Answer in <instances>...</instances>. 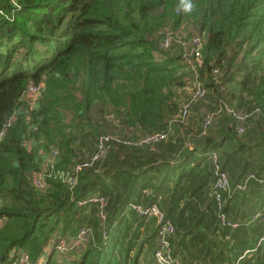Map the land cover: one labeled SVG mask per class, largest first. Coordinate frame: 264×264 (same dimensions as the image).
<instances>
[{"label":"trees","instance_id":"obj_1","mask_svg":"<svg viewBox=\"0 0 264 264\" xmlns=\"http://www.w3.org/2000/svg\"><path fill=\"white\" fill-rule=\"evenodd\" d=\"M192 3L194 9L185 12L181 0H0V129L16 112L0 140V217L4 218L0 264H8L20 250L35 264L48 244L52 245L64 219L60 236L70 224L80 226L85 221L94 230L93 241L68 264H111L122 232L119 221L127 202L136 201V182L147 176L141 190L155 189L144 200L149 205L162 196L164 182L156 181L161 171L176 180L172 195L160 203L166 218L179 200L183 202L179 216L198 210L199 204L190 201L195 196L214 210L219 227L216 204L209 195L212 150L218 152L232 191L239 181L232 184L236 175L244 173L242 179L249 173L264 175L254 169V161L264 160V0ZM183 25L190 31L180 35L183 41L192 35L205 37L196 73L181 43L172 40L168 48H161L163 28L176 34ZM187 69L207 89L205 99L196 104L198 123L191 112L183 122L177 121L176 87L184 83ZM215 69L217 80L213 79ZM40 81L43 96L30 110L20 97L29 82ZM220 104L249 114L240 135L226 112L200 134V107L212 111ZM108 113L115 116L117 125L104 118ZM67 115L72 116L69 121ZM28 121L38 125L34 134L40 140L38 147L59 149L57 168H65L82 155L77 150L83 141H91L94 148L101 133L131 139L153 132L169 131L170 135L151 144L113 142L102 161L79 173L73 189L49 178L45 189L38 190L31 182L32 172L40 167L37 149L27 151L23 146ZM190 125L195 126L192 134ZM126 127L129 133L120 131L126 132ZM258 166L264 168V161ZM94 193L107 198V238L101 236L95 207L77 204ZM223 196L227 202L228 194ZM254 248L263 252L254 264H264V242L257 245V240L241 247L234 261L244 250ZM50 249L43 264H53Z\"/></svg>","mask_w":264,"mask_h":264},{"label":"built area","instance_id":"obj_2","mask_svg":"<svg viewBox=\"0 0 264 264\" xmlns=\"http://www.w3.org/2000/svg\"><path fill=\"white\" fill-rule=\"evenodd\" d=\"M165 36L161 41V48H168L171 41H177L184 46L183 55L188 60V63L192 60V70L197 72L201 63V49L204 42V35H192L185 42L182 40V33H173L168 27L163 28ZM190 58H192L190 60ZM218 70L213 72V79H216ZM44 93V83L42 81L38 83L29 82L23 91L20 101L26 108L33 110L37 107ZM207 94V89L204 82L195 77L193 80L192 88L189 96L182 100L179 104V111L177 115V121L183 122L185 118L190 114L191 107L194 104L202 102ZM222 112H226L236 123V132L241 134L245 129V122L249 116L248 113L236 110L227 104H220L216 110L209 111L204 107H200L201 114V132L205 134L211 127L215 126L217 120ZM29 118V116H27ZM104 118L113 124H118V120L113 114H106ZM16 119V112L14 111L5 120L2 128L0 129V140L3 138L6 129L12 125ZM38 131V125L33 121H28L26 127V134L23 138V146L27 151H33L37 149L36 155L39 158L40 167L31 174V182L33 186L38 190H44L47 183V179H57L64 183L70 189H73L78 183L79 173L85 169L94 166L95 163L102 161L106 156L112 143H124L130 145L151 144L160 139H167L170 135L169 131L153 132L149 134H143L138 139L124 138L123 136L115 133H101L97 141L95 142L94 150L88 154H82L78 158H73L71 163L65 168H57V158L59 157V149L53 145H50L47 150L42 147H38L37 143L40 140L36 139L34 134ZM38 149H40L38 151ZM209 158L213 164L212 174L213 182L210 188V195L214 199L216 204V215L218 222L221 226L230 229L238 227L239 222L231 221L227 218L225 213V197L223 194H228L232 191L231 182L228 174L222 169L219 160L217 150H212L209 154ZM251 180L257 181L259 184H264V175L256 176L254 173H249L241 181L237 182L234 189L238 191H247L249 182ZM143 193L148 194V189H143ZM159 197L155 202L144 205L136 201H129L125 206V213L135 212L138 216L153 217L155 220V229L157 236V245L153 251V259L155 264H181L180 260L173 256L171 252V238L175 233V225L171 220L166 218L165 213L158 205ZM79 206L91 204L95 207V217L100 227V233L103 238L108 236L107 228V198L100 194L94 193L77 201ZM264 218V208L256 211L251 216V221H257ZM4 223V218L0 217V228ZM92 226L84 225L77 229L76 233L71 237L58 236L54 239L51 247L53 252L58 255H65V263L71 262L75 256H77L91 241H93ZM264 242V235L259 237L257 245ZM242 257V256H241ZM237 260L230 264H238ZM46 255H42L41 258L35 264H43ZM8 264H32L28 253L25 250H20L15 255L10 257Z\"/></svg>","mask_w":264,"mask_h":264},{"label":"crops","instance_id":"obj_3","mask_svg":"<svg viewBox=\"0 0 264 264\" xmlns=\"http://www.w3.org/2000/svg\"><path fill=\"white\" fill-rule=\"evenodd\" d=\"M211 90L212 88L208 89L210 94L214 96ZM206 103L208 102L206 101ZM195 120L197 121V118H195ZM199 121L200 119L197 121V123ZM189 122L191 121L189 120ZM193 123L194 122H191L190 124ZM187 127L188 130H190L189 134H192V132H194L193 127L195 126L190 125ZM130 135L132 134L130 133ZM75 144H78V141H76ZM89 145L90 143H88L87 141H83L82 144H79V149L77 151H79L80 154L91 153L94 148L91 145L90 147H88ZM191 146L192 144H189V147ZM76 147L78 148L77 145ZM39 150L40 149H38V151ZM249 160L251 161V158ZM262 161L264 160H258V162L254 161V169L256 171L264 173V168H259L258 166V164ZM236 172L240 176V172ZM243 175H241L240 177L236 175L235 178L232 179V184H234L238 180L240 181ZM146 179L147 176L145 178H141V180L139 179L136 182V186L134 187L135 191L133 192V199L142 204H146V201L144 202V200L148 198L147 196H152L155 191L154 188H148L149 193H143V191L141 190V184L144 183ZM156 181L157 183L159 182V185H162V183L164 182L163 186L160 187L161 192L163 191L162 196L158 195L160 197L158 200V205L160 207L161 201H163V199L165 198H169L172 195V190L176 180L173 178V175L171 176V180L168 179L166 177L165 171H161V175L156 178ZM250 185L251 187L249 191H230L229 195L226 197V203L229 205L227 210L228 217L240 223L238 228L232 230L231 232L229 230H225L227 228H224L220 225L219 227L216 226L214 210H212V208L210 207L207 208V201L200 203L197 197L190 196V201L193 203H195L196 201L197 204H199V208L196 211H186L181 216H179V210L182 208L183 202L182 200L178 201L176 207L174 208L175 211L169 215V220L173 222L176 229L174 235L171 238V252L173 256L180 260L181 264H227L234 261V259L237 257L236 254L241 247H246L250 244H254L255 240H258L260 236L264 235V218L254 222L250 220L251 216L257 210L264 208V184H262L263 186H260L254 183V181H251ZM209 188H211V182ZM120 192H122V190ZM186 195L188 196L189 192H186ZM201 197L203 198V194L201 195ZM169 205L170 204H166L165 207H168ZM130 216L135 219H140V223L142 225L138 227H136L135 224L132 225V229L136 228V232L139 236V239L134 238L132 241H129L128 238H125L126 234L124 233V230L127 228L126 225L128 223L126 220ZM66 222L67 219L66 221L64 219L63 222H59L57 226V232L54 233L53 238L50 241L51 244L53 243L54 239L60 236V232H62L63 230L62 227L66 224ZM119 222H121L120 227L122 228V232L120 241L115 247V252L111 260V264H155L153 258V260H146V246L143 247V251H140L139 248L137 249V245L140 246L139 243L143 239H145V237L151 234L149 230L150 227L148 225L146 226V224L150 222L153 223L152 244H155V249L157 245V236L154 218H146L138 216L135 212H128L123 215L122 219ZM86 224V221L80 226L75 225L72 227L70 224L67 230L64 232L63 236H73L79 227ZM128 229H130V226L128 227ZM49 245L50 243L48 244L47 248H45V255L51 252V245ZM129 245L131 246L129 247ZM129 250L130 257L127 256V252ZM258 251L256 250V248L251 250H244L243 253L239 255V257H243L242 261H240V264H254L258 258L261 259V255L263 253L262 249ZM51 261L53 264H67L65 263V255H58L55 252H53Z\"/></svg>","mask_w":264,"mask_h":264},{"label":"rangeland","instance_id":"obj_4","mask_svg":"<svg viewBox=\"0 0 264 264\" xmlns=\"http://www.w3.org/2000/svg\"><path fill=\"white\" fill-rule=\"evenodd\" d=\"M184 23V21L182 22ZM186 25V24H185ZM185 25L181 26L179 29H178V33H182L183 35H186L188 32H190L188 29V27H186ZM187 74L182 78L184 83L181 84V85H178L176 87V97L174 98V100L177 102L178 106H179V103L186 99L188 96H189V93H190V90H191V83H192V79L194 78V74H191V72H189V70L187 69ZM194 80V79H193ZM217 90V89H216ZM205 105H209L208 103H204ZM178 106H177V109H178ZM207 107V106H206ZM198 106H196V104H194L192 107H191V113L192 115L191 116H194L195 118H199L200 115H199V112H198ZM196 112V114L194 113ZM190 113V114H191ZM109 114V113H108ZM106 115V114H105ZM72 116L71 115H67V120L69 121L70 118ZM86 124H88V122H86ZM85 124H83L84 126ZM88 128V127H87ZM80 130V129H79ZM86 130V129H85ZM84 130V132H86ZM126 132L124 131V129L120 130L121 132L123 133H129L127 131H129V129L126 127ZM107 133H110V132H107ZM88 140V139H87ZM92 140V139H90ZM232 142V141H231ZM83 143V142H82ZM81 143V144H82ZM91 143V141H90ZM233 143V142H232ZM90 147V145L88 146ZM128 223L126 225V229L124 230V233L126 234L125 238H128L129 241H132L134 238H137L139 239V236H138V233L136 232V228L135 229H132V225L135 224L136 227L138 226H142L141 223H140V219H135V218H132L131 216L129 218H127L126 220ZM149 226L150 227V232L151 234L147 237H145V239H143L139 245L141 246H138L137 245V249L139 248L140 251H143V247L146 246V251H145V256H146V260H151L153 258V250H154V246L155 244H152V238H153V233H152V228H153V223H147L146 226ZM130 226V229H128V227ZM148 230V231H149ZM146 243V244H145ZM151 243V244H150ZM137 244V243H136ZM130 255V250L127 252V256ZM130 257V256H129ZM153 260V259H152Z\"/></svg>","mask_w":264,"mask_h":264},{"label":"clouds","instance_id":"obj_5","mask_svg":"<svg viewBox=\"0 0 264 264\" xmlns=\"http://www.w3.org/2000/svg\"><path fill=\"white\" fill-rule=\"evenodd\" d=\"M181 3L185 12H191L195 7V5L192 3V0H181Z\"/></svg>","mask_w":264,"mask_h":264}]
</instances>
